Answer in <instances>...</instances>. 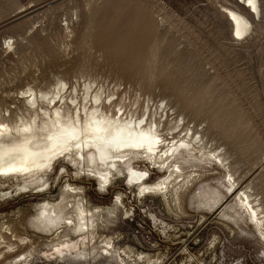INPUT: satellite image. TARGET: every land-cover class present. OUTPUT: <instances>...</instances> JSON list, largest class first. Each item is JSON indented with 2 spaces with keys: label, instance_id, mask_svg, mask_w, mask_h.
I'll return each mask as SVG.
<instances>
[{
  "label": "rangeland",
  "instance_id": "rangeland-1",
  "mask_svg": "<svg viewBox=\"0 0 264 264\" xmlns=\"http://www.w3.org/2000/svg\"><path fill=\"white\" fill-rule=\"evenodd\" d=\"M230 3L0 0V115L14 124L28 90L62 80L117 91L127 106L165 103L205 127L206 149L225 151L264 211V7L237 44L214 20ZM218 164L196 151L164 193L142 190L124 167L101 188L62 157L41 187L1 177L0 264H264V231L227 195L231 173ZM134 166L149 184L169 175L140 157Z\"/></svg>",
  "mask_w": 264,
  "mask_h": 264
},
{
  "label": "bare ground",
  "instance_id": "bare-ground-1",
  "mask_svg": "<svg viewBox=\"0 0 264 264\" xmlns=\"http://www.w3.org/2000/svg\"><path fill=\"white\" fill-rule=\"evenodd\" d=\"M262 5L261 0H232L224 6L223 14H214V20L222 35L238 44L259 28ZM25 97L28 106L17 122L8 124L0 115V178L21 177L26 182L24 187H41L35 182L42 181L61 157L88 167L87 175L96 178L101 188L124 167L142 190L161 193L168 190L174 173H182L179 163L190 161L196 151L210 153L229 172L232 168L225 151L213 146L206 149L204 126L177 118L165 103L146 102L142 108L136 104L127 106L117 91L105 93L103 88L81 79L57 81L55 86L38 92L28 90ZM139 157L169 171V175L147 183V171L134 166ZM263 168L264 159L257 172ZM229 177L227 195H238L264 231L260 198L252 197L247 190L246 178H233L232 173ZM79 209L81 215L88 216L84 209ZM41 214L44 218L54 215L47 207Z\"/></svg>",
  "mask_w": 264,
  "mask_h": 264
}]
</instances>
